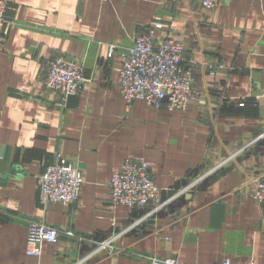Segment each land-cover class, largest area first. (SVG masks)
Listing matches in <instances>:
<instances>
[{"label":"crops","instance_id":"crops-1","mask_svg":"<svg viewBox=\"0 0 264 264\" xmlns=\"http://www.w3.org/2000/svg\"><path fill=\"white\" fill-rule=\"evenodd\" d=\"M0 33V264H264V0H12ZM175 28L194 76L187 110L128 106L121 54L140 26ZM166 32H158L162 39ZM119 50L108 58L109 47ZM81 64L90 84L64 106L47 65ZM214 66V70L210 69ZM215 76H212V73ZM79 169L77 203L41 202L39 176L58 157ZM144 158L166 204L154 218L110 201L127 159ZM59 231L27 255L28 227ZM111 237L114 251L103 249Z\"/></svg>","mask_w":264,"mask_h":264},{"label":"built area","instance_id":"built-area-1","mask_svg":"<svg viewBox=\"0 0 264 264\" xmlns=\"http://www.w3.org/2000/svg\"><path fill=\"white\" fill-rule=\"evenodd\" d=\"M12 0H0V33L8 23L9 5ZM107 2L108 0H99ZM206 10H213L219 0H198ZM166 32L162 39L157 33ZM175 28L154 22L140 26L133 48L121 54L122 64L119 76V87L128 106L136 101H143L156 109L167 108L169 111L187 110L195 91L194 76L183 69L185 48L175 37ZM116 45L109 47L108 58L112 59L118 52ZM264 59V52L262 54ZM213 71L214 66L210 65ZM264 74V68H263ZM216 74L213 72L212 76ZM90 80L84 67L63 58L50 61L47 65L45 87L58 92L64 106L68 100L82 92ZM264 97V93L262 94ZM151 163L144 158L127 159L121 170L114 173L109 184L110 201L114 206H123L142 216L133 222L139 226L156 217L165 207L161 200L162 190L153 180ZM41 202L44 205L61 203L73 205L78 202L84 185L83 173L70 165L64 158L46 168L39 176ZM251 197L264 207V176L255 180ZM59 231L38 223L28 227L27 255L35 258L42 256L45 243L59 241ZM111 237L103 244V249L113 252ZM151 264H203L199 262H181L176 258L152 259ZM219 264H232L225 260ZM254 264V263H252Z\"/></svg>","mask_w":264,"mask_h":264}]
</instances>
